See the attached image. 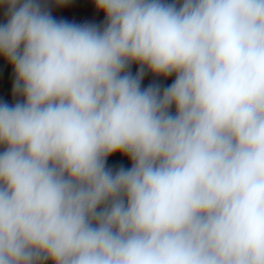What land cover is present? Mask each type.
<instances>
[{
    "label": "clouds",
    "instance_id": "9594fccd",
    "mask_svg": "<svg viewBox=\"0 0 264 264\" xmlns=\"http://www.w3.org/2000/svg\"><path fill=\"white\" fill-rule=\"evenodd\" d=\"M71 3L0 0V264H264V0Z\"/></svg>",
    "mask_w": 264,
    "mask_h": 264
},
{
    "label": "crops",
    "instance_id": "0c3cea01",
    "mask_svg": "<svg viewBox=\"0 0 264 264\" xmlns=\"http://www.w3.org/2000/svg\"><path fill=\"white\" fill-rule=\"evenodd\" d=\"M52 14L57 19H64L76 23L93 22L99 24L104 19L103 14L95 10L91 0H72L70 6H53ZM2 20L3 12L0 11V21ZM136 70L137 66L134 65L132 68L133 73ZM152 80L153 77L151 74L147 75L143 81V86H147ZM172 80L170 78L167 80H164L162 77L160 78V82L164 85L171 84ZM12 84L13 71L3 59H0V101L13 102ZM108 163L118 166L120 164H130V161L127 157L117 153L109 157Z\"/></svg>",
    "mask_w": 264,
    "mask_h": 264
},
{
    "label": "trees",
    "instance_id": "16d2710c",
    "mask_svg": "<svg viewBox=\"0 0 264 264\" xmlns=\"http://www.w3.org/2000/svg\"><path fill=\"white\" fill-rule=\"evenodd\" d=\"M171 80L172 79H174V77H169ZM121 165V164H120ZM124 166H126V167H129L130 166V164H123ZM119 166V165H118Z\"/></svg>",
    "mask_w": 264,
    "mask_h": 264
}]
</instances>
